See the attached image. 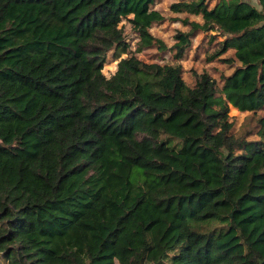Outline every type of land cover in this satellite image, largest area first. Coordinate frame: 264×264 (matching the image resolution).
<instances>
[{"label": "trees", "instance_id": "1", "mask_svg": "<svg viewBox=\"0 0 264 264\" xmlns=\"http://www.w3.org/2000/svg\"><path fill=\"white\" fill-rule=\"evenodd\" d=\"M155 1L0 0L3 264H264V117L249 138L229 115L264 109V0L171 5L202 19L176 61L192 32L224 36L221 88L130 50L123 18L166 49Z\"/></svg>", "mask_w": 264, "mask_h": 264}, {"label": "rangeland", "instance_id": "2", "mask_svg": "<svg viewBox=\"0 0 264 264\" xmlns=\"http://www.w3.org/2000/svg\"><path fill=\"white\" fill-rule=\"evenodd\" d=\"M179 0H156L153 7L160 11L164 19L155 22L149 29L152 36L160 39L166 49L158 48L157 44L140 47L138 51L139 37L138 34L132 29L131 24L127 19H122L119 27L122 28L126 41L130 44V50L136 51V55L145 62H158V63H173L180 64L182 67V77L186 84L192 86L195 81V74L203 71L208 72L215 78L219 88L222 87V77L230 74L237 62L229 63L219 58H231L233 51L227 50L218 58L210 59V56L216 52L223 40V37L217 30H196L191 33V45L181 60L176 61L173 58V51L171 47L174 41V35L178 32H190L191 27L189 24L183 23L184 19L189 21H197L202 23L199 15L189 14L187 12H174L171 8L172 3ZM217 0L210 3L212 7ZM251 4L259 7L257 0H248ZM130 17V14L128 15ZM124 56V55H122ZM115 61V62H113ZM118 59H112L110 55L107 57L102 72L106 77H109L115 71V63ZM230 120L233 122L234 133H244L251 131L252 134L249 138L257 137L255 131L259 128L258 120L264 117V109L255 114L251 112H241L229 104ZM0 264H3L0 262ZM117 264V263H116Z\"/></svg>", "mask_w": 264, "mask_h": 264}]
</instances>
